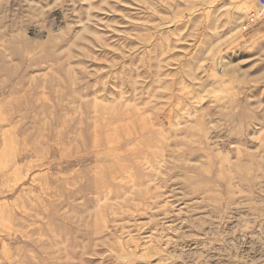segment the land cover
Instances as JSON below:
<instances>
[{"label":"rangeland","instance_id":"obj_1","mask_svg":"<svg viewBox=\"0 0 264 264\" xmlns=\"http://www.w3.org/2000/svg\"><path fill=\"white\" fill-rule=\"evenodd\" d=\"M260 0H0V264H264Z\"/></svg>","mask_w":264,"mask_h":264},{"label":"built area","instance_id":"obj_2","mask_svg":"<svg viewBox=\"0 0 264 264\" xmlns=\"http://www.w3.org/2000/svg\"><path fill=\"white\" fill-rule=\"evenodd\" d=\"M264 15V0H260L257 5L249 11L241 23L243 30H248Z\"/></svg>","mask_w":264,"mask_h":264}]
</instances>
